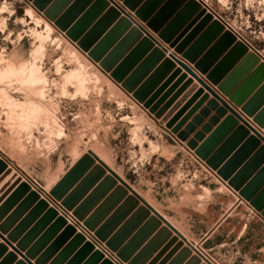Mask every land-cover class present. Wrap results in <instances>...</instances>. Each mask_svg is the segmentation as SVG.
Returning a JSON list of instances; mask_svg holds the SVG:
<instances>
[{"label": "rangeland", "instance_id": "obj_1", "mask_svg": "<svg viewBox=\"0 0 264 264\" xmlns=\"http://www.w3.org/2000/svg\"><path fill=\"white\" fill-rule=\"evenodd\" d=\"M199 1L264 59V0ZM28 9L34 11L26 0H0V71L25 68L23 74L0 80V161L6 164L0 175V207L26 183L58 216L108 254L105 244L51 196L52 189L75 164L92 153L181 234L184 240L177 241L182 243L180 251L191 250L186 263L195 257L200 264H240L236 254L227 248L222 249L219 244L207 247L194 241L189 233L194 226L183 215L184 208L194 184L200 185L203 176L199 166L186 159V154L205 167L204 162L182 146L178 153L180 149L174 143L177 141L162 129L158 119H153L154 114L151 118L143 104L126 93L121 84L117 85L109 73L86 57L65 34L53 27V32L48 33L45 24L49 22L35 11L34 18L30 17ZM81 65L83 91L79 88L80 81L75 76L69 77ZM31 102L39 105L40 114L28 122L20 117L21 108H16ZM95 166L100 163L95 161ZM18 180L20 183L13 188ZM29 194L21 196L14 210ZM32 210L26 211L13 229ZM13 212L5 215L3 223ZM34 224L35 221L21 236ZM175 237L172 233L170 240ZM0 243V247L8 249L7 254L14 253L2 239ZM170 248L173 250L174 245ZM112 255L116 263H122ZM17 258L22 260L20 256Z\"/></svg>", "mask_w": 264, "mask_h": 264}, {"label": "water", "instance_id": "obj_2", "mask_svg": "<svg viewBox=\"0 0 264 264\" xmlns=\"http://www.w3.org/2000/svg\"><path fill=\"white\" fill-rule=\"evenodd\" d=\"M26 1L51 25L54 24L58 31L65 34L68 40L86 57L93 63H98L106 73H109L110 78L117 85L121 84L126 93L132 94L134 100L143 104L144 109L148 110V115L151 118V114H154V120L161 119V123L166 125V128H162L165 132L173 138L176 135V139L180 142L187 141L188 135L194 131V127L189 126L186 132L183 133L180 132V128L193 112L179 126L172 128L171 123L167 124L172 112L163 116L165 108L157 111V108L152 106L158 94L152 98L148 97L161 77L159 73H156L152 80L141 88H137L144 68L149 67L148 64H145L129 79L125 80L141 55V50H137L124 59L134 42V40L131 41L132 38H139L146 34L148 38L142 44L148 45L149 48H152L154 44L151 37L137 23L130 17L123 18L113 30L105 34L107 25L114 20L113 17L109 22L102 20L99 25L84 34L82 30L89 21L85 17L78 21L71 30H68L75 17L73 13L77 12L76 8L66 16L60 17L67 0H57L49 8H47L45 0ZM100 2L105 7L109 6V2L106 0H100ZM189 6L192 10L194 9L193 11L199 12L198 18L206 13V9L201 10V4L194 0L189 2ZM114 11L117 16L121 13L112 8L111 13ZM211 18V15L207 16V19ZM132 24L136 27L116 48L111 50L119 41L120 34L127 29H131ZM224 28L222 25L221 29ZM222 41L226 43L225 48L222 50L225 51L227 47L236 41V37L233 33L227 32L224 34ZM94 44L95 46H93ZM174 47H176V42L171 44V48ZM160 49L161 54L164 56L167 51L163 48ZM236 50L239 55H244L247 54L248 49L238 44ZM176 51L181 53L179 48ZM184 58L187 59L186 56ZM261 60L262 57L256 53L247 54L243 64L234 71L229 81L221 84L219 90L224 95L229 96L234 105L241 107L242 112L252 118L255 125L260 129H264V84L255 97L245 104L249 93H252L264 81V63H261ZM118 63L120 64L118 65ZM176 65L180 69L176 70L175 75L180 74L181 69L184 70L192 79L196 80L197 84L212 95L214 101L209 104L211 108H216L218 104H221L222 108L217 113L222 117L227 115L228 112L231 114L203 145L198 146L197 144V140L202 138V135L198 134L195 137L197 140L188 142L186 147L181 146L192 151L197 159L204 162L212 172H216L217 177L227 182L228 187L237 194L240 201L248 203L264 219V192L257 197L259 190L264 186V145H261L264 140L258 134H256L258 138L251 137L250 131H252V128L250 125L183 61L175 56H170V59L165 60L161 71H163V74H167ZM195 67L202 74H205L208 70L207 66L202 64ZM256 67L255 75L248 80L246 85L235 92L236 85ZM182 78L184 79L186 76ZM210 81L214 85L217 83L214 78ZM191 83L192 80H189L186 86ZM261 105L263 106L261 107ZM205 115H207V111L202 112V116ZM200 121L201 117L197 118L195 123L199 124ZM214 121L212 120V122ZM239 122L243 125L239 126ZM204 130H208V128ZM231 133L233 135L230 139L219 146ZM244 141H246L244 145L226 162ZM251 152L253 154L247 159ZM95 161H98L100 166H95ZM5 169L6 164L0 161V175ZM106 172H109V174L106 175ZM9 173L8 171L4 177ZM19 181L15 182L13 188L20 183ZM118 183L120 186H118ZM29 192L30 194L26 200L14 210L21 196ZM51 196L54 200L60 202L67 211L72 212V215L89 232L94 233L95 238L104 243L107 249L114 253L123 264H147L151 259V255L159 251L170 240L172 233L176 237L170 240L169 244L151 264H154L160 255H163L172 245H174L173 250L161 264H166L168 261H170L169 264H185L191 256V250L180 251L182 243L181 241L177 243V241L178 239L184 240L181 234L92 153L84 156L75 164L52 189ZM140 203H142L141 207H139ZM30 209L33 210L27 218L20 226L13 229L18 219ZM95 209L97 210L90 216ZM11 211L14 212L3 223L5 215ZM151 214H153V217H151ZM106 218L108 220L104 222ZM34 221L35 224L33 227L31 226L29 232L21 236ZM163 224L164 226H162ZM5 235H7V239L4 238ZM0 239L14 252L7 254L8 249L2 245L0 255L2 254L5 257L0 264H114L109 258H106L101 250L96 249L94 243L87 241L86 237L78 233L73 225H69L64 217L58 216L55 209L49 208L47 202L40 200V196L31 191L30 186L26 183L21 184L13 196L0 207ZM13 243L16 246H13ZM175 255L176 257L173 258ZM17 256H20L22 260L18 261ZM186 264H200V261L194 257Z\"/></svg>", "mask_w": 264, "mask_h": 264}, {"label": "crops", "instance_id": "obj_3", "mask_svg": "<svg viewBox=\"0 0 264 264\" xmlns=\"http://www.w3.org/2000/svg\"><path fill=\"white\" fill-rule=\"evenodd\" d=\"M56 1L57 0H45L47 8L51 7ZM106 1L109 2L108 7H105L100 0H67L66 5L60 13V17L66 16L70 11L76 8L77 12L73 13L75 17L68 30H71L78 21L85 17L88 18L89 21L82 30L84 34L99 25L102 20L109 22V20H112L114 17V20L107 25L108 27L105 33L107 34L113 30L123 18L130 17L151 37L154 41L152 48L142 44L143 41L148 38L146 34H143L142 37L139 38H132L131 41L134 40V42L131 44L124 59L131 56L137 50H141V55L135 67L130 71L125 80L136 73L141 66L148 64L149 67L144 68L141 78H139L137 88H141L152 80V77L156 73L161 75L148 97L152 98L158 94L152 106L156 107L157 111L165 108L163 116L172 112L167 124L171 123L172 128H175L193 112L180 128V132L183 133L186 132L189 126L194 127V131L189 133L187 141L180 142L176 139V135L174 136V139L177 141H174V143L178 146V149H180L178 153L181 152V145H186L188 142L195 140L198 134H201L202 138L200 140L196 139L198 141L197 144L198 146L203 145L231 114L228 112L224 117L220 116L217 111L222 108L221 104H218L216 108H211L209 104L214 101L212 95L197 84L196 80L192 79L184 70L181 69L180 74L175 75L176 70L180 69L178 65L170 69L167 74H163L161 68L165 60L170 59V56H175L177 59L183 61L201 80L216 92L223 101L235 110L252 128V131H250L251 137L258 138L256 136V134H258L264 140V129H260L255 125L252 118L242 112L241 107L234 105L230 101V97L224 95L219 90L221 84L229 81L234 71L243 64L246 55L249 53L257 54V52L254 51L248 43L237 36H235L236 41L231 46L227 47L225 51H222L226 46L222 38L224 34L231 31L224 25L219 17L209 10V8L204 6L201 1L194 0L201 4V10L206 9L205 15L198 18L199 12L193 11L194 9L192 10L189 6V2L192 0ZM112 8L120 11V15L117 16L115 11L111 13ZM34 11L40 17L42 16L36 9H34ZM208 15H211L212 18L207 19ZM48 25L51 28H55L54 24L51 25V23H48ZM222 25L225 27L223 30L221 29ZM135 27L136 26L132 24L131 29L122 32L118 37L119 41L116 42L111 50L116 48ZM174 42H176V47L171 48V44ZM95 44L93 46H95ZM238 44L248 49L247 54L239 55L236 50ZM160 48L167 51L164 56L161 54L162 51ZM178 48L181 50V53L176 51ZM184 56H186L187 59H185ZM261 63H264V59L261 60ZM119 64L120 63H118V65ZM198 64L207 66L208 70L205 74H202L196 69L195 66ZM256 69L257 67L252 69L239 84L236 85L235 92L246 85L248 80L255 75ZM183 76H186V78L183 79ZM212 78L217 80L215 85L210 81ZM189 80H192V83L186 86ZM263 84L264 81L257 89L249 93L245 104L255 97ZM206 96L208 97L205 99ZM262 106L263 105H261V107ZM204 111H207V115L202 116V112ZM200 117L201 121L199 124H196L195 120ZM212 120L215 121L212 122ZM157 122L162 128H166L165 124H161L160 119H158ZM241 125L243 124L239 122V126ZM205 128H208V130H204ZM163 134L168 137L165 132H163ZM232 135L233 133L228 135L219 146L229 140ZM245 142L246 141L238 146L226 162ZM261 145L263 146L264 143L261 142ZM252 154L251 152L247 159ZM186 155H188L186 159L191 164L199 166V173L203 176V178L200 179V185L197 183L194 184L189 203L184 208L183 213L185 217L189 218L188 222L194 226L192 231L189 229L190 235L194 237L193 240L203 242L204 245L207 244V247L219 244L222 249L227 248L233 254H236L240 264H264V219L248 203L240 201L237 194L228 187L227 182L217 177L215 174L216 172H213L216 175L213 176V173L207 170L208 167L205 163L204 167L203 164H199L193 156L190 154ZM263 192L264 186L259 190L257 197L263 194ZM198 209L202 211L199 212ZM96 210L97 209L92 211L90 216L93 215ZM70 214H72V212H70ZM179 214L178 219L181 221L182 213ZM162 216L165 218L164 215ZM107 220V218L104 219V222ZM69 225L72 224L69 222ZM93 242L95 241L93 240ZM167 244L168 242H166L159 251L151 255V259L147 264H151L164 250ZM171 251L172 248L167 249L162 257L154 264H161ZM102 252L105 254L106 258H109L114 264H123L116 263L110 251L108 253L109 255L104 250H102ZM176 255L173 258H175ZM3 256L4 255L1 254L0 259ZM1 262L2 261H0V263ZM169 263L170 261L166 264Z\"/></svg>", "mask_w": 264, "mask_h": 264}, {"label": "bare ground", "instance_id": "obj_4", "mask_svg": "<svg viewBox=\"0 0 264 264\" xmlns=\"http://www.w3.org/2000/svg\"><path fill=\"white\" fill-rule=\"evenodd\" d=\"M28 14H29V16L30 17H32V18H34V11L33 10H31V9H28V12H27ZM43 20V19H42ZM40 21H41V19H40ZM45 27H46V30H47V32L48 33H50V32H53V30H52V28L48 25V23H46L45 24ZM79 64H81V63H79ZM80 67V66H79ZM82 68H84L82 65H81V67H80V69H79V71H74V72H72L71 73V75H69V77L71 78L72 77V79H73V76H75L74 78L75 79H77V80H79L80 81V84H79V88H80V90H82L83 91V89H85V83H84V78L82 77V73H81V71L80 70H82ZM23 69H25V68H23ZM23 69H21V70H17V69H14L13 67H11L10 69H8V70H4V71H0V80H3V79H8V78H10V77H12V76H15V74L16 75H19V74H23ZM18 77V76H17ZM16 77V78H17ZM68 77V78H69ZM70 78H69V81H70ZM66 96V95H65ZM7 101V100H6ZM9 101V100H8ZM14 102V101H13ZM19 102V101H18ZM25 103V102H24ZM9 104V103H8ZM7 104V105H8ZM9 106V105H8ZM16 106V105H15ZM39 106V105H38ZM37 105H35L34 103H29L28 105H17V108H16V110L20 107L21 108V113H19V115H20V117L21 118H23V120H26V121H28L29 122V119H31V118H33L34 116H39V114H40V107H38ZM41 106V105H40ZM19 108V109H20ZM11 109H13L12 107H11ZM10 109V110H11ZM14 109H15V107H14ZM42 110V109H41ZM15 111V110H14ZM12 112H13V110H12ZM16 112V111H15ZM46 112V111H45ZM12 115H13V113H11V117H12ZM16 116H17V114H15ZM19 117V116H18ZM16 118V117H15ZM21 118H19V120L21 119ZM17 121V120H16ZM21 121H22V119H21ZM25 121V122H26ZM13 122V121H12ZM27 123V122H26ZM61 133V132H60ZM59 133V134H60ZM158 149V148H157ZM221 219V218H220Z\"/></svg>", "mask_w": 264, "mask_h": 264}]
</instances>
